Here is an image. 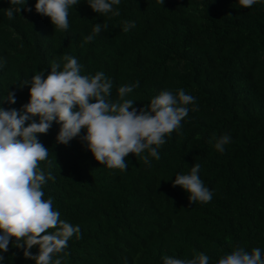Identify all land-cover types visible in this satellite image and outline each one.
Listing matches in <instances>:
<instances>
[{"label": "trees", "instance_id": "16d2710c", "mask_svg": "<svg viewBox=\"0 0 264 264\" xmlns=\"http://www.w3.org/2000/svg\"><path fill=\"white\" fill-rule=\"evenodd\" d=\"M35 3L26 0L9 20L6 9L20 5L0 0L5 110H20L29 101L30 84L24 83L41 70L47 75L53 61L62 70L64 55L77 58L82 75L104 72L113 85L111 102L118 100L119 87L137 81L125 97L137 110L164 90L183 89L195 97L180 132L166 137L159 149L160 159L150 157L145 164L129 154L125 171L99 164L79 137L58 144L55 122L47 134H38L49 149L40 169L55 177L42 187L44 199H52L61 220L80 228V238L74 234L53 259L163 264L165 256L188 260L203 253L209 264H218L241 248L249 254L260 248L264 258V0L247 9L238 0H164L163 5L121 0L115 17L95 13L87 0H79L69 9L65 31L36 13ZM125 21L135 27L124 32ZM97 23L107 24V30L85 43ZM8 92L15 93V104L4 100ZM225 134L231 143L221 153L214 143ZM194 164H200L199 176L213 192L209 203L191 204L188 194L173 186L176 174H189ZM168 232L175 243L168 244ZM14 244L13 238L8 252H0V264H35ZM30 251L36 255L38 246Z\"/></svg>", "mask_w": 264, "mask_h": 264}, {"label": "clouds", "instance_id": "9594fccd", "mask_svg": "<svg viewBox=\"0 0 264 264\" xmlns=\"http://www.w3.org/2000/svg\"><path fill=\"white\" fill-rule=\"evenodd\" d=\"M120 2L87 0L95 13H111L114 17L120 15L114 8ZM157 2L163 5L164 0ZM259 2L238 0L246 9ZM9 3L20 5L6 9L5 14L11 20L14 12L20 13L26 0H9ZM78 4L79 0H36L34 7L36 13L50 19L55 30L65 31L69 27V9ZM25 10L32 11L31 8ZM133 27L134 22L125 21L123 31L128 32ZM107 28V24H95L84 42H91ZM62 59L65 61L62 70H59L60 64L53 61L47 75L41 70L24 83L30 84L29 101L20 110L0 107V252H8L14 238V247L22 248L24 257L34 260L35 264H62V260L53 259L54 256L68 247L74 234L80 238L79 226L61 220L52 199H44L42 187L55 177L40 169V163L48 159L49 149L40 142L38 134H47L55 122L60 125L56 136L58 144L68 145L79 137L99 164L125 171L129 154L140 157L145 164L151 163L150 157L159 160V149L166 143V137L180 132L181 121L190 110L188 106L195 104V97L183 89L175 94L164 90L151 99L150 104L137 110L133 107L135 101L125 97L139 86V81L119 87L118 100L111 102L108 97L113 85L104 72L82 75V65L77 58L64 55ZM4 100L15 104V93L8 92ZM82 130L85 134L81 137ZM229 143L231 137L225 134L215 140L214 148L222 153ZM200 167L194 164L189 174H176L173 181L174 187L180 186L188 194L191 204H206L213 197V192L199 176ZM49 229L56 230L49 232ZM166 240L168 244L176 241L169 232ZM34 246H38L36 255L30 251ZM3 260L4 256L0 255V261ZM163 264H209V257L203 253L188 260L165 256ZM218 264H264V258L260 248L250 254L241 248L222 256Z\"/></svg>", "mask_w": 264, "mask_h": 264}]
</instances>
